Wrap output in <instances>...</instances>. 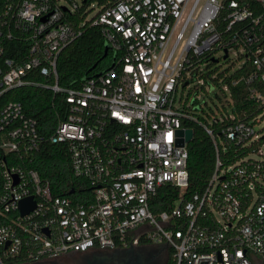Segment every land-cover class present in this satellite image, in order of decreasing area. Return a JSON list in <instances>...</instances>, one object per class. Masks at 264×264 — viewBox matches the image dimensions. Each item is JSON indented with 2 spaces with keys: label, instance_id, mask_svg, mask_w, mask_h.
Masks as SVG:
<instances>
[{
  "label": "built area",
  "instance_id": "2783aa9c",
  "mask_svg": "<svg viewBox=\"0 0 264 264\" xmlns=\"http://www.w3.org/2000/svg\"><path fill=\"white\" fill-rule=\"evenodd\" d=\"M81 7L97 11L75 24ZM86 22L100 26L110 64L62 86L58 56ZM209 63L218 70L206 79ZM247 64L231 80L246 84L238 112L225 79ZM190 86L213 88L212 106L188 104L179 92ZM26 87L52 92L49 136L11 98ZM263 119L264 0H0V264L146 243L167 245L171 264H264ZM182 121L215 152L189 198ZM45 142L65 146L89 186L80 199L55 195L29 166ZM165 186L178 193L155 210Z\"/></svg>",
  "mask_w": 264,
  "mask_h": 264
},
{
  "label": "trees",
  "instance_id": "16d2710c",
  "mask_svg": "<svg viewBox=\"0 0 264 264\" xmlns=\"http://www.w3.org/2000/svg\"><path fill=\"white\" fill-rule=\"evenodd\" d=\"M87 14L86 9L81 7L73 15V23L78 24L84 21ZM222 26L223 24L220 23L221 30H223ZM81 28V35L68 44L57 59L58 83L62 86H77L86 77L107 68L110 64L109 57L103 56L105 41L100 26L86 22ZM213 65V63H209L206 66L207 72L204 74L206 79L210 78L211 73L218 70V67L211 69ZM249 71L250 66L247 64L225 79L238 112L244 109L247 104L246 84L239 81L236 85H232L231 80ZM222 75L223 73H219L218 76ZM13 93L11 98L21 102L26 114L37 120L38 130L45 136H49L56 124L52 92L36 87H26L15 90ZM182 124L193 130V138L187 144L188 186L184 193L185 197L189 198L204 190L214 170L215 152L209 136L200 126L188 121H182ZM29 166L37 170L40 176L49 182L55 195L80 199L81 194L78 192L89 189L83 179L73 175L66 148L62 143L45 142ZM71 189H74L76 193L70 194ZM177 193L178 189L174 187H162L155 197L157 205L154 209H168ZM168 264H171V250Z\"/></svg>",
  "mask_w": 264,
  "mask_h": 264
},
{
  "label": "flooded vegetation",
  "instance_id": "af4514ba",
  "mask_svg": "<svg viewBox=\"0 0 264 264\" xmlns=\"http://www.w3.org/2000/svg\"><path fill=\"white\" fill-rule=\"evenodd\" d=\"M170 250L165 244L146 243L127 248L67 253L55 258L16 264H168Z\"/></svg>",
  "mask_w": 264,
  "mask_h": 264
},
{
  "label": "rangeland",
  "instance_id": "374dc122",
  "mask_svg": "<svg viewBox=\"0 0 264 264\" xmlns=\"http://www.w3.org/2000/svg\"><path fill=\"white\" fill-rule=\"evenodd\" d=\"M96 11L97 10L95 9L94 11L89 12L88 18L94 16ZM218 67L220 70H223L226 68V65L225 63L220 62ZM205 89L206 90L202 88L194 89L192 86H190L181 90L179 93L188 104L194 106L195 108H200V106H204L205 104H207V106H212L211 99H209V97L211 96L213 88L208 90V87H206ZM260 127H264V119L261 122Z\"/></svg>",
  "mask_w": 264,
  "mask_h": 264
},
{
  "label": "water",
  "instance_id": "95a60500",
  "mask_svg": "<svg viewBox=\"0 0 264 264\" xmlns=\"http://www.w3.org/2000/svg\"><path fill=\"white\" fill-rule=\"evenodd\" d=\"M108 50V45L104 44V55H106V52ZM177 134L180 136H183L182 138H179L177 140L178 145L183 146L184 142H190L193 138V130L192 129H179L177 131ZM73 190L70 191L72 193ZM34 207V201L32 197L25 198L21 200L20 202V209H21V214H26L28 213L32 208Z\"/></svg>",
  "mask_w": 264,
  "mask_h": 264
}]
</instances>
